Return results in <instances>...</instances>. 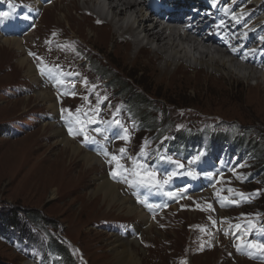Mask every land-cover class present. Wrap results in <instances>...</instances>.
<instances>
[{"label":"rangeland","instance_id":"obj_1","mask_svg":"<svg viewBox=\"0 0 264 264\" xmlns=\"http://www.w3.org/2000/svg\"><path fill=\"white\" fill-rule=\"evenodd\" d=\"M85 1H54L53 6L44 10L32 36L20 41L28 47L51 38L65 42L68 55L62 57H48L42 46L35 48L36 60L56 61L81 77L80 97L60 105L57 111L60 109L65 116L86 111L91 114V120L115 121L114 124L125 127L123 138L127 139L115 144L111 156L121 157L120 149L127 147L123 153L126 157L119 160V169L116 162H109L111 156L101 160L104 163L101 174L112 179V171L130 170L135 161L127 159L130 154L150 151L165 155L174 146L186 149L182 144L196 145L199 142L189 134L202 128L251 127L247 133L258 134L254 141L264 139V94L254 89L255 81L246 83L200 67L192 70L184 66L172 77L158 78L162 53L151 54L147 45L134 53L129 34L123 38L117 36L112 12L100 16L97 11H88L93 19L78 14L88 9L82 8ZM242 2L243 11L249 0ZM244 12L250 16V31L254 34V27L263 26L259 23L261 15L253 10ZM95 18L106 20L107 26H96ZM260 30L253 37L257 45L264 39V29ZM135 31L132 29L131 33ZM3 47H0V132L10 129L11 135L8 138L0 135V211L18 213L13 232L9 231L6 237H1L0 232V264H43V260L46 264H118L113 259L111 241L118 236L117 229L124 226L133 227L139 236L136 238L139 264H264V253L246 247L249 242L264 243V231H261L264 229V157L242 166L236 174L231 175L233 169L217 170L208 183L188 161L172 159L184 165L183 178L197 187L185 188L168 181L171 188L165 185L161 189L181 195L184 200L190 199L165 211L148 229L139 219L103 205L102 201L95 202L90 195L95 182L91 174L98 171V166L85 170L76 161L72 177L53 175L57 168L50 166L49 160L62 147L45 126H57L49 121L55 119L56 111L42 105L34 94L41 90L39 83L20 70L17 62L24 53L15 49L6 52ZM112 66L136 84L127 83ZM87 91L91 92L89 102L85 101ZM102 103L105 106L100 108ZM98 110L102 111L101 116ZM112 116L128 119L130 127ZM86 133L89 138L94 136L92 132ZM66 137L83 149L79 144L84 141L81 134ZM204 140L202 145L207 137ZM260 148L263 155L264 140ZM173 161L167 164L177 168ZM168 171V168L158 170L159 179L164 180ZM253 175L257 176L252 178ZM229 189L233 196L218 195L230 192ZM223 200L231 204L230 208H216V201ZM244 202L247 204L242 206ZM165 206L162 209L166 210ZM174 206L171 204L169 208ZM33 215H37L34 220L40 219L30 220ZM224 221L251 223L250 234L237 243L238 250L228 245V241L235 242L229 238V232L223 233V238L217 233L215 225ZM17 229L25 230L27 235L20 243L14 241ZM128 235L132 234L127 232L125 238ZM239 251L244 254L242 257Z\"/></svg>","mask_w":264,"mask_h":264},{"label":"bare ground","instance_id":"obj_2","mask_svg":"<svg viewBox=\"0 0 264 264\" xmlns=\"http://www.w3.org/2000/svg\"><path fill=\"white\" fill-rule=\"evenodd\" d=\"M19 1L21 2V0ZM27 1L28 3H35L34 0ZM203 1L205 3L208 1L211 3L213 2L214 4H218L221 8L227 7L220 13V18L224 20H227L234 11L241 9L243 6L242 0ZM85 2L86 3L83 4L82 8L84 7L88 9H84V12L79 11L78 14L82 17H92L93 19L92 13L88 11H97L100 16L105 13L112 12L113 16L111 20H116L113 22V25L117 36L123 38L124 35L129 34L132 38V41L131 38H129V40L131 41L134 53L138 52L140 47L144 45L151 48V54L154 52L162 53L161 63L157 68L158 78L172 77L178 69L182 68V66L192 70L200 67L203 71L220 74V77H235L238 81H244L246 83L255 81L254 89L260 94H264V67H261L264 65V39L260 41V46L256 48L258 53L257 56H248L244 51H232L230 46L224 41L218 42L213 38H208L205 33L207 31V26L204 24V30L202 32H199L192 26L185 27L183 35L192 38L180 36L176 31L171 32L169 29L161 28L158 21L167 19V16L169 14H174V12H169L168 7L150 11L148 4H146L147 0H86ZM155 2L156 0H151L150 3ZM51 6H53V3L49 7ZM100 6L102 7L98 9ZM106 6H108L107 9ZM249 10H253V13H257V15H261V21L259 23H263L261 28H253L255 30V33L253 34L254 37L261 31L260 29H264V0H249V2L245 5L243 14L240 13L239 15V17L244 18L245 21L243 28L246 27V21L250 18V16L244 11ZM100 16L98 17L102 18ZM99 18H95L96 26H101V28L106 27L107 21ZM132 29H136V31L131 33ZM33 32L28 36H25L26 39L31 37ZM198 39H201L204 43L199 42ZM38 42L39 41L36 43ZM2 45H4L6 52L7 50L15 49L23 52V55H25L26 45L23 46L20 39L3 38L0 36V47ZM210 45L214 48L213 51H211V48L208 47ZM87 51L96 55L92 49L90 50L87 48ZM227 56H230V59ZM100 57L106 63H109L106 58H103L102 56ZM17 63L20 70L26 71V74L31 81L35 83L38 82L36 72L32 67L33 64H31V61L26 56L19 59ZM113 70L124 76L123 73L114 67ZM125 79L127 83H130L131 85L136 84L131 78L125 77ZM34 94L37 95V99L42 101V105L47 107L52 112L56 111L57 113V104L54 102L53 94H51L47 89H41L40 91H36ZM74 100H76V98ZM74 100L65 101L64 103ZM171 117L174 118L173 115ZM45 127L46 129H50V136L53 137V139L55 138L57 144L62 147V150L58 154H55L53 159L49 160L50 166L53 164L56 166L55 168H57L56 171L54 170L53 175L65 174L66 176L70 175L69 177H72L71 175L75 169L76 161H80L85 170L98 166V171L91 174L94 175L93 179L95 182L94 189L90 192V195L93 197L95 202L102 201L103 205H107L111 208H117L121 213L139 219L142 222V225L146 226V228H151L153 221L157 217L152 219L147 218V216L134 205L133 200L126 197L125 193L121 191L122 189L120 185L111 183L107 176L101 174L103 172V162L91 153L84 151L76 145L75 142L67 138L62 128H58L52 124H47ZM97 174L100 175L96 176ZM179 204L181 203H178L177 205ZM162 214H160V216ZM137 246L136 239H132L129 236L126 238H120L117 235L114 236L111 241L110 248L114 249L112 253L113 259L117 261L118 264H139V258L136 256ZM238 260L244 261L240 258Z\"/></svg>","mask_w":264,"mask_h":264},{"label":"trees","instance_id":"obj_3","mask_svg":"<svg viewBox=\"0 0 264 264\" xmlns=\"http://www.w3.org/2000/svg\"><path fill=\"white\" fill-rule=\"evenodd\" d=\"M219 126V125H218ZM218 126L213 129L209 130L204 134V131L200 133H196L195 135H191L193 137V140H197L200 144L204 141V136L207 137V140L209 142V150H213L214 148H221L218 147L216 144H222L223 147H235L240 152H248L255 154L257 159H261L264 157L261 154V148L260 144L264 140L263 138L259 139V141H254L256 137L258 136L257 133H247L248 130L253 129L251 127H240V126H223L221 129L218 128ZM8 132V129L3 130L0 132V135L6 134ZM198 134V135H197ZM261 141V142H260ZM18 212H14L13 210L2 212L0 211V232H2L1 237H6V234L11 231L13 232V224H14V218L17 217ZM37 216V215H35ZM34 215L29 217L30 220H34ZM40 218L35 219L34 221H38ZM43 221V220H42ZM26 231L17 229L14 231V234H16L17 241L21 242L22 240L27 239V235H25Z\"/></svg>","mask_w":264,"mask_h":264},{"label":"snow or ice","instance_id":"obj_4","mask_svg":"<svg viewBox=\"0 0 264 264\" xmlns=\"http://www.w3.org/2000/svg\"><path fill=\"white\" fill-rule=\"evenodd\" d=\"M9 18H10V13L9 12H0V23H2L3 21H5V20H7ZM24 19L27 20L28 17L25 16ZM29 55L35 56L34 53H29ZM40 72H41L42 75L45 74V69L44 68H40ZM48 72L51 74L53 72V70L49 69ZM57 82L62 83L63 81L60 80V81H57ZM78 123H79V121H78ZM86 123L87 124H96L97 121L93 119V120L87 121ZM94 130L98 134L101 132L99 127H96ZM125 131H127V130H125ZM68 132H69V135H71L73 137H75L77 135V133L75 131H73V128L71 126H69V128H68ZM79 133L83 136V140L84 141H88L90 139L88 137L87 133H86V124H81L80 129H79ZM124 138L127 139V137H124ZM92 142L93 143H98L97 141H92ZM125 151H126V149H124V148L120 149V153L121 154H123ZM103 155H105V156L109 155L107 150H103ZM200 155H202V153ZM121 158L122 157H117L116 155H112L110 157V161L109 162L110 163L111 162H116L117 168L119 169V160ZM199 158H200L199 155H197L196 157H193V160L189 161V163H192V162H194L196 160H199ZM173 162L176 163L178 168L182 169L184 167V165L182 163H179L178 161H173ZM133 163H134L135 167L133 168L131 175L133 177H135L134 180H125L123 178V176L120 175V173L117 170H114V171L111 172V176L113 177V179L122 180L123 182L127 183L130 187L139 184V185H144V186H147V187L162 188L164 186V184L168 183V181L172 178V176L176 175L175 172L169 173L164 178L163 181H158L157 178H156V174L154 172L143 170V169H145V165L139 164L137 161H134ZM122 171L123 172H127L128 170L127 169H123ZM188 175H192V173L189 172ZM229 191H232V190L229 189ZM166 194L169 195V196H173V193H171V192L166 193ZM149 207L151 208L153 206L149 205ZM208 207L211 208V205H209ZM236 228L239 229L240 225H236ZM201 231H203V229H201ZM261 231H264V229H261ZM246 247L254 249L257 252L264 253V243H252V242H249L246 245ZM238 248H239V246H238ZM249 255H251V253Z\"/></svg>","mask_w":264,"mask_h":264}]
</instances>
